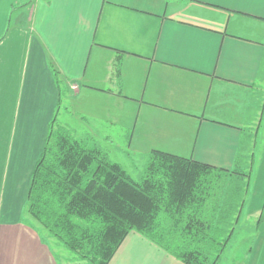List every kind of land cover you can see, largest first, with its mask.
Segmentation results:
<instances>
[{"label": "crops", "instance_id": "obj_1", "mask_svg": "<svg viewBox=\"0 0 264 264\" xmlns=\"http://www.w3.org/2000/svg\"><path fill=\"white\" fill-rule=\"evenodd\" d=\"M260 104L264 0H0V264H89L23 217L50 124L230 171ZM108 264L185 263L131 231Z\"/></svg>", "mask_w": 264, "mask_h": 264}, {"label": "trees", "instance_id": "obj_2", "mask_svg": "<svg viewBox=\"0 0 264 264\" xmlns=\"http://www.w3.org/2000/svg\"><path fill=\"white\" fill-rule=\"evenodd\" d=\"M143 165L136 181L92 141L52 123L31 174L27 210L89 264H108L131 231L185 264H214L202 249L212 227L211 190L221 174L237 171L157 149Z\"/></svg>", "mask_w": 264, "mask_h": 264}, {"label": "rangeland", "instance_id": "obj_3", "mask_svg": "<svg viewBox=\"0 0 264 264\" xmlns=\"http://www.w3.org/2000/svg\"><path fill=\"white\" fill-rule=\"evenodd\" d=\"M259 112L263 113L261 123L255 122L250 125L252 128L249 131L253 133L245 135L241 141L243 149L247 151L249 149L254 156L239 159L236 166L232 168L237 173L230 176L221 174L219 179L214 180L216 183L211 190L214 203L208 209L213 216L212 227L208 232L210 238L202 248L210 263L213 261L214 264H264L263 104H260ZM69 114L70 112H66L63 115L67 117ZM105 124H101L99 128H101V134H107V137L100 136L97 142L92 141V143L105 147L111 161L120 163L134 180L140 181L144 175L143 163L146 158L124 155L128 154L126 150L128 136L124 133L125 126L118 123ZM249 136L251 140H247ZM23 217L31 224L39 225L43 237L60 257V262L67 260V257L71 258L70 261L78 258L84 262L85 259L77 256L40 226L29 212ZM219 242L225 243L221 247Z\"/></svg>", "mask_w": 264, "mask_h": 264}]
</instances>
